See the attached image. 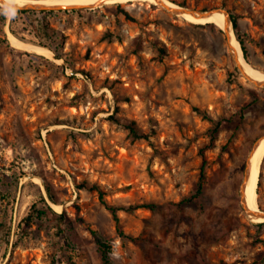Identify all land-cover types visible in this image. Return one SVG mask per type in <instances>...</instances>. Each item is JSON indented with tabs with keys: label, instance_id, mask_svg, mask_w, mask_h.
Here are the masks:
<instances>
[{
	"label": "rangeland",
	"instance_id": "obj_1",
	"mask_svg": "<svg viewBox=\"0 0 264 264\" xmlns=\"http://www.w3.org/2000/svg\"><path fill=\"white\" fill-rule=\"evenodd\" d=\"M167 1L235 16L264 72V0ZM28 11L0 5V264H103L101 243L111 264H264V225L240 205L264 88L243 77L224 32L152 2ZM131 121L147 139L129 135ZM260 174L264 211V158ZM85 182L112 205L152 207L119 211L122 237ZM47 206L62 219L25 226Z\"/></svg>",
	"mask_w": 264,
	"mask_h": 264
},
{
	"label": "bare ground",
	"instance_id": "obj_2",
	"mask_svg": "<svg viewBox=\"0 0 264 264\" xmlns=\"http://www.w3.org/2000/svg\"><path fill=\"white\" fill-rule=\"evenodd\" d=\"M1 4L10 6H89L91 8L98 7L101 4H132L137 2H152L157 3L156 0H1ZM167 6L172 8H178V6L168 2L167 0H161ZM181 18L191 22L198 24H207L212 23L218 26L221 30L226 29L229 33L230 45L237 56V63L240 69V72L243 74V77L248 80L250 83H264V72L261 70H257L253 68L244 58L243 53L241 51L240 45L237 41L235 33L231 26H229L225 21V16L222 12L215 11L209 16H199V15H191L187 12H182L178 14ZM12 42L15 46L20 47L22 49L36 52L39 54H48L49 52L41 47L34 46L31 44H27L23 41L13 39ZM255 85V84H254ZM264 158V136L260 138L259 145L257 147L256 153L251 160L252 172L250 178L248 180L247 186L243 191L244 203L246 207L252 212H260L258 206V195H257V184L260 174V166L262 159ZM39 182L38 179H36ZM53 207L59 211L60 206L56 204H52ZM251 219L255 222H263L264 218L262 217H254Z\"/></svg>",
	"mask_w": 264,
	"mask_h": 264
},
{
	"label": "trees",
	"instance_id": "obj_3",
	"mask_svg": "<svg viewBox=\"0 0 264 264\" xmlns=\"http://www.w3.org/2000/svg\"><path fill=\"white\" fill-rule=\"evenodd\" d=\"M28 12H29L28 10H13V13L14 14H22V13L25 14V13H28ZM231 20H232V25H233V29H234L236 38H237V40L239 41V43L241 45V49H242L244 58L246 59V61H249L247 48H246V46L244 44V41H243V39L241 37V34H240L238 19L231 14ZM204 26H208V27H211V28H214V29L216 28L218 30L219 34L220 35H223V31L221 29L217 28L214 24H205ZM39 45H41V44H39ZM195 110L200 113V110H198L197 108H195ZM204 115H206V117H208L207 114H204ZM124 125L128 129L129 135L133 139H147L148 138V136L146 134L141 133L136 128L134 121L127 122ZM220 125H221V123L218 122L210 130V144H209V146H207V148L213 147V143H214V140H215V135H216V133H217ZM201 156H202V166H201V170H200V182H199V184L197 186V190H196V194L195 195H199L201 193V190H202V180L204 179V168H205V165H206V158H205V155H204L203 151H201ZM258 185H260V182L258 183ZM79 188L89 189V190H93V191H96L97 192L98 197H99L100 202L102 203V205L107 210H109L110 213L112 214L113 219L115 221V225H116L117 232L122 237H127V236H126V234L120 228V218L118 216V212L121 211V210H124L126 212H131V211L137 210L138 208H141V207H152L151 205H147V206L131 205V206H128V207H118V206L112 205V204H110L109 202H107L105 200V193H104V191L96 183H94V184H92V185L89 186L85 182V183L80 184ZM46 209H44V208L39 209V210H34L33 209L30 213H28L23 218V220L25 222V226H29L30 223H32L35 219H42V217H44V216L45 217H48V216L52 215L55 218L62 219V217H63V214L62 213L55 212L50 206H47ZM259 225L260 226L261 225H264V222L263 223H260ZM2 227H3V224H2V222H0V229ZM100 246L103 249L102 250V254H101L103 264H111L110 263V260L108 258V255H107V251H108L107 249H108V247L105 244H103V243H101Z\"/></svg>",
	"mask_w": 264,
	"mask_h": 264
},
{
	"label": "water",
	"instance_id": "obj_4",
	"mask_svg": "<svg viewBox=\"0 0 264 264\" xmlns=\"http://www.w3.org/2000/svg\"><path fill=\"white\" fill-rule=\"evenodd\" d=\"M105 1V0H104ZM157 1V4L163 6L165 9H167L168 11L178 15L182 12H187L191 15H199V16H209L211 15L213 12L215 11H219V12H222L225 16V21L226 23L232 27L233 29V25H232V20H231V17H230V14L226 11V10H223V9H212V10H208V11H195V10H190V9H187V8H182V7H178V8H172V7H169L167 6L165 3H163L161 0H156ZM1 0H0V5L3 6L4 8L6 9H9V10H70V9H82V8H91L89 6H67V5H64V6H39V7H35V6H10L8 7L7 5H3L1 4ZM104 4H101L100 6H102ZM98 6V7H100ZM97 8V7H95ZM234 31V29H233ZM224 34H225V38H226V42H227V45H228V48H229V51L231 53V56L233 58V60L235 61V64L236 66L239 68L238 66V61H237V56L235 55L231 45H230V39H229V33L228 31H226V29L223 30ZM235 33V32H234ZM238 41V40H237ZM239 42V41H238ZM51 59L53 60H58L63 68V70H66V65L64 62L61 61V59L55 55H51L50 56ZM240 70V69H239ZM256 86L258 87H261V88H264V83H254ZM263 137V136H262ZM260 137V138H262ZM260 138H258L249 155H248V158H247V161H246V166H245V173H244V178H243V182H242V185H241V189H240V195H241V199H240V205H241V208L242 210L246 213V215L251 219L252 216L254 217H262L264 218V211H261L260 212H252L251 210H249L246 205H245V201H244V197H243V191L245 189V187L247 186V183H248V180L250 178V175H251V172H252V167H251V160L253 158V156L255 155L256 153V150H257V147L259 145V140ZM252 222L254 223H263V222H255L252 220Z\"/></svg>",
	"mask_w": 264,
	"mask_h": 264
}]
</instances>
